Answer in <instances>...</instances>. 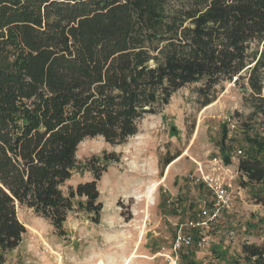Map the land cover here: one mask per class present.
<instances>
[{
  "label": "trees",
  "instance_id": "16d2710c",
  "mask_svg": "<svg viewBox=\"0 0 264 264\" xmlns=\"http://www.w3.org/2000/svg\"><path fill=\"white\" fill-rule=\"evenodd\" d=\"M233 81L264 130V0H0V264L26 232L18 208L59 235L76 209L100 222L106 165L88 160L94 178L63 189L85 139L124 144L180 89L202 83L208 105ZM238 171L264 183L259 156ZM255 198L264 208V191ZM241 252L243 264H264V240Z\"/></svg>",
  "mask_w": 264,
  "mask_h": 264
},
{
  "label": "rangeland",
  "instance_id": "374dc122",
  "mask_svg": "<svg viewBox=\"0 0 264 264\" xmlns=\"http://www.w3.org/2000/svg\"><path fill=\"white\" fill-rule=\"evenodd\" d=\"M201 86L177 91L124 144L108 143L102 136L85 139L77 151L82 169L63 189L94 178L82 166L88 160L98 158L94 161L106 165L98 181L100 222L76 209L65 222V234L59 235L49 220L18 208L26 232L18 247L4 253V264H243L242 245L264 240V208L255 198L264 183L247 182L238 163L248 156L264 159V149L257 145L264 130L259 117L249 119L250 93L241 84L217 85L208 92L215 98L208 105L198 91ZM173 155L179 156L166 166ZM214 158L222 161L217 174L231 183L232 204L205 232L206 244L200 245L194 232L191 246L174 250L179 228L197 217L202 200H212L203 175L214 172ZM154 184L158 187L149 200Z\"/></svg>",
  "mask_w": 264,
  "mask_h": 264
},
{
  "label": "built area",
  "instance_id": "2783aa9c",
  "mask_svg": "<svg viewBox=\"0 0 264 264\" xmlns=\"http://www.w3.org/2000/svg\"><path fill=\"white\" fill-rule=\"evenodd\" d=\"M213 161L214 172L203 175V182L212 200H202L197 217L188 219L184 226L179 228L173 243L174 250L191 246L194 242V232L200 235L199 244H206L208 237L205 232L218 220L222 212L229 209L232 204L234 192L231 189V183L222 174H217L216 171L222 161L219 158H214Z\"/></svg>",
  "mask_w": 264,
  "mask_h": 264
},
{
  "label": "bare ground",
  "instance_id": "6f19581e",
  "mask_svg": "<svg viewBox=\"0 0 264 264\" xmlns=\"http://www.w3.org/2000/svg\"><path fill=\"white\" fill-rule=\"evenodd\" d=\"M158 187V184H154L152 186L149 187L148 192H147V197L149 198V200L152 198V196L154 195L156 189Z\"/></svg>",
  "mask_w": 264,
  "mask_h": 264
}]
</instances>
